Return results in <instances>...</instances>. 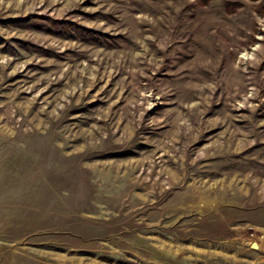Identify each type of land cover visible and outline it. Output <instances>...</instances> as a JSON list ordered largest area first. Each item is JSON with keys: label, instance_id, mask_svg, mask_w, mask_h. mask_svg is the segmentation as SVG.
I'll list each match as a JSON object with an SVG mask.
<instances>
[{"label": "rangeland", "instance_id": "obj_1", "mask_svg": "<svg viewBox=\"0 0 264 264\" xmlns=\"http://www.w3.org/2000/svg\"><path fill=\"white\" fill-rule=\"evenodd\" d=\"M0 264H264V0H0Z\"/></svg>", "mask_w": 264, "mask_h": 264}]
</instances>
